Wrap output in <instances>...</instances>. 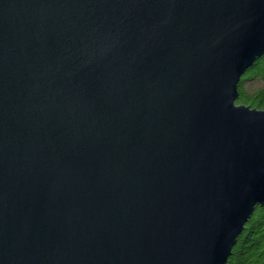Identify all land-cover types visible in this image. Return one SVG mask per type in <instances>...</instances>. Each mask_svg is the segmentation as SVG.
Instances as JSON below:
<instances>
[{
	"label": "water",
	"instance_id": "95a60500",
	"mask_svg": "<svg viewBox=\"0 0 264 264\" xmlns=\"http://www.w3.org/2000/svg\"><path fill=\"white\" fill-rule=\"evenodd\" d=\"M263 55L264 0H0V264H227Z\"/></svg>",
	"mask_w": 264,
	"mask_h": 264
},
{
	"label": "trees",
	"instance_id": "16d2710c",
	"mask_svg": "<svg viewBox=\"0 0 264 264\" xmlns=\"http://www.w3.org/2000/svg\"><path fill=\"white\" fill-rule=\"evenodd\" d=\"M252 80H262L263 85L251 91L247 82ZM238 91L239 103L264 109V55L241 78ZM227 264H264V206L256 207L239 235Z\"/></svg>",
	"mask_w": 264,
	"mask_h": 264
},
{
	"label": "rangeland",
	"instance_id": "374dc122",
	"mask_svg": "<svg viewBox=\"0 0 264 264\" xmlns=\"http://www.w3.org/2000/svg\"><path fill=\"white\" fill-rule=\"evenodd\" d=\"M263 85L262 80H252L247 82V88L251 91L256 90L257 88L261 87Z\"/></svg>",
	"mask_w": 264,
	"mask_h": 264
}]
</instances>
